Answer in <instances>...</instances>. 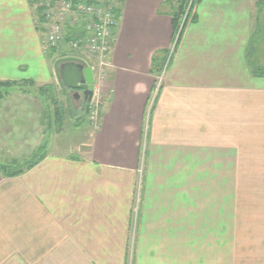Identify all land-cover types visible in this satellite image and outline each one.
Returning a JSON list of instances; mask_svg holds the SVG:
<instances>
[{
	"label": "crops",
	"instance_id": "crops-1",
	"mask_svg": "<svg viewBox=\"0 0 264 264\" xmlns=\"http://www.w3.org/2000/svg\"><path fill=\"white\" fill-rule=\"evenodd\" d=\"M122 1L95 129L55 75L75 52L45 48L32 0H0V161L22 169L0 172V264H264L260 0L196 2L150 124L179 0ZM67 117L87 134L52 151Z\"/></svg>",
	"mask_w": 264,
	"mask_h": 264
},
{
	"label": "built area",
	"instance_id": "built-area-1",
	"mask_svg": "<svg viewBox=\"0 0 264 264\" xmlns=\"http://www.w3.org/2000/svg\"><path fill=\"white\" fill-rule=\"evenodd\" d=\"M122 3V0H35L32 3L37 13L33 19L34 23L45 34V48L57 50L70 48L76 57L85 60L92 69L93 87L91 99L88 101V121L95 129H98L101 123L102 84L113 66L110 54L117 39L118 10L121 9ZM193 9V0H190L157 74L147 108V124L162 89L166 70L178 48L183 25ZM147 134L146 128L145 135Z\"/></svg>",
	"mask_w": 264,
	"mask_h": 264
},
{
	"label": "rangeland",
	"instance_id": "rangeland-1",
	"mask_svg": "<svg viewBox=\"0 0 264 264\" xmlns=\"http://www.w3.org/2000/svg\"><path fill=\"white\" fill-rule=\"evenodd\" d=\"M261 5L258 4L256 6V8L254 9V14L257 17L258 22H257L256 28H255L254 37L252 38V42L250 43L251 44L250 49L252 50V53L254 54V55H252V58L255 56L254 48L256 49V44H258L260 41H264V5H262V6ZM255 40H256V43H255ZM62 53H74V51L71 50L70 48H66L65 50H61L60 52H58L57 56L62 55ZM253 62L255 65L257 64L256 57L253 58ZM11 90L13 92H17L16 88H8V91H11ZM22 90H24L25 92H30V93L34 92L33 88L29 85L22 86ZM8 94H10V96H12V92L8 93ZM20 95L21 94H18L19 97H20ZM8 99H9L8 101L11 100L9 97H8ZM16 103H28V99L27 98L25 100H17L16 99ZM76 107L77 108L81 107L80 108V109H82L81 112H86V110H87V112H86L87 113V120H89L88 119L89 106L87 107V109H85V104L77 103ZM18 110L21 111L20 108H18ZM71 111L72 110H70V114H71ZM63 114H64V111H63ZM81 115H82V113H81ZM19 117H20V115H19ZM19 117L14 122L19 121V119H20ZM69 121L70 120L68 117L66 120L63 119V122L61 123L62 130L58 135L56 143H55V141L52 140V144L50 147L52 151L65 152V151H69L71 149L76 150L80 140L85 138V136L87 134L86 132L88 131V127H87V124L84 121V119H82V123H80L79 127H77L78 125L70 124ZM0 126H1V124H0ZM34 136H35L34 134L29 136L30 141ZM10 141L12 142L11 144H13L15 140L13 139ZM30 141H26V142H30ZM2 143H5V142L0 140V144H2ZM18 148H19V150H22L19 147V143H18ZM18 148H16L15 144H13V149H15V153H17ZM18 155H23V154H18ZM32 156L33 155H28V156L24 155V158L26 161H28L29 159H31ZM0 160L4 161V158L0 159ZM244 162H255V156H252V155L245 156L244 155ZM0 163H4V162L0 161ZM17 166H22V164H17Z\"/></svg>",
	"mask_w": 264,
	"mask_h": 264
},
{
	"label": "water",
	"instance_id": "water-1",
	"mask_svg": "<svg viewBox=\"0 0 264 264\" xmlns=\"http://www.w3.org/2000/svg\"><path fill=\"white\" fill-rule=\"evenodd\" d=\"M59 85L89 101L92 96L93 72L85 60L76 56L59 57L54 62Z\"/></svg>",
	"mask_w": 264,
	"mask_h": 264
},
{
	"label": "trees",
	"instance_id": "trees-1",
	"mask_svg": "<svg viewBox=\"0 0 264 264\" xmlns=\"http://www.w3.org/2000/svg\"><path fill=\"white\" fill-rule=\"evenodd\" d=\"M32 1H35V0H32ZM197 1L198 0H193V7H195V4H196ZM189 2H190V0H179V6H178L177 10L173 13V18H172L174 31L177 30L179 28V26L181 25V22L183 20V16H184V14H185V12L187 10ZM258 3H259V5H261V4L264 5L263 4L264 0H260V2H258ZM193 11L189 15L187 20L185 21V23L183 25L182 33H183L187 23L194 18V12ZM118 15H119V10H118ZM251 54H252V52L250 51V53H249V57L250 58H251ZM252 67H253V70H254L255 73H264V67L263 68L258 67L257 64L255 65L254 63H252ZM5 84H11V83L10 82H2V83L0 82V94H1V86L5 85ZM157 99H158V97H157ZM157 99H156V101H157ZM155 104H156V102H155ZM155 104H154V107H153V109L151 111L149 124H150V120H151V116H152L153 110L155 108ZM88 106H89V103L88 102L85 103V109H87ZM61 110L62 109H60V108L58 109L59 116H61ZM148 131H149V129H148ZM33 162L28 164V167H30ZM0 172H2L5 175L11 176V175H17V174L21 173L22 169H14L13 166H11L9 163H0Z\"/></svg>",
	"mask_w": 264,
	"mask_h": 264
}]
</instances>
